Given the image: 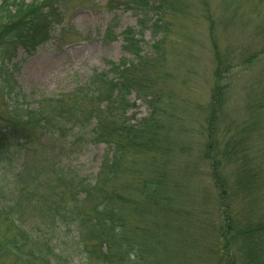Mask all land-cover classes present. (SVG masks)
<instances>
[{"label": "trees", "instance_id": "trees-1", "mask_svg": "<svg viewBox=\"0 0 264 264\" xmlns=\"http://www.w3.org/2000/svg\"><path fill=\"white\" fill-rule=\"evenodd\" d=\"M124 1L139 14V29L129 26L121 32L123 48L130 58L108 61L106 69L91 71L71 90L48 96L39 93L35 99L33 91L26 102L15 100L18 92L9 79V61L17 47L30 50L47 41L61 22L64 9L54 5L55 0H30L25 10L3 8L0 2V96L4 105L0 114V157H10L11 146L25 159L42 158V153L51 149L56 156L73 155L98 142H105L108 152L93 173L62 171L54 181L45 183L48 193L43 190L36 202L37 219H41L36 226L28 223L31 220L22 201L30 192L17 186L21 168L28 169L26 160L13 169L15 188L0 186V264H184L182 258L171 259L153 251L152 246L157 247L161 241L153 229L176 224L168 215L186 195L180 177L184 180V170L191 164L183 162L182 174L173 177L164 166H136L130 160L131 156L155 157L157 152L172 151L168 139L181 118L172 111L173 98L166 94L169 98L165 100L154 81L156 72L164 68L163 44L171 30L167 16L180 15L183 2ZM148 22L154 41L143 46L137 33ZM256 57L246 55L245 63ZM216 61L208 105L209 140L201 151L212 168L215 193H207V200L214 205L202 208V220L196 219L195 230L200 242H214L218 264H264V154H252L253 141L248 132L236 140L230 135L224 141L225 152L235 160L231 181L218 178L216 164L210 161L217 113L233 84L230 69L237 66L217 53ZM133 93L150 108L139 119L129 114L135 104ZM28 94L23 93L21 98ZM263 104L259 99L253 107ZM249 109L239 131L259 133L258 121L249 115L258 114ZM213 209L220 218L212 222L206 215ZM211 227L215 228L216 239L207 241L202 233Z\"/></svg>", "mask_w": 264, "mask_h": 264}, {"label": "rangeland", "instance_id": "rangeland-1", "mask_svg": "<svg viewBox=\"0 0 264 264\" xmlns=\"http://www.w3.org/2000/svg\"><path fill=\"white\" fill-rule=\"evenodd\" d=\"M1 1L3 8L20 7V10H25L28 9L25 4L30 0H21L20 5L19 0ZM181 1L180 15L167 16L171 30L163 44L164 68L156 72L154 81L165 100L173 98L172 111H176L174 114L181 118L168 139L172 141V151L166 154L157 152L155 157L131 156L130 160H134L136 166L138 163L164 166L173 177L182 174L183 162L191 164V168L184 170V180L180 177L185 184L186 195L168 215L176 224L163 229L154 227L161 241L152 249L160 256L182 258L184 264H218L216 250L212 247L214 242H200L195 230L196 219L202 220V215H199L202 208L206 204L214 205V202L207 200L208 194L215 193L211 180L212 168L201 154L209 140L208 105L215 83L213 70L217 62L216 53L227 56L233 64H237L230 69L233 84L225 94L222 109L217 113L214 148L209 151L212 154L210 161L212 159L216 164L218 178L231 181L235 160L229 158L224 145L230 135L236 140L241 134L244 136L250 132L247 136L253 141L252 154H264V104L260 108L253 107L259 99L264 102V0ZM56 4L64 9V13L48 40L30 50L17 47L9 61V79L16 86L17 101L26 102L33 91L36 93L33 95L35 99L39 93L48 96L71 90L84 82L91 71L106 69L108 61H118L123 56L130 58L123 48L121 32L129 26L139 29V14L124 0H55ZM137 37L143 46L154 41L148 25L137 33ZM249 54L258 57L247 64L244 58ZM23 93L28 97L21 98ZM131 95L135 104L129 109V114L135 119L146 116L150 112L147 103L134 93ZM246 109L257 112L258 116L247 113L258 121L260 127L256 128L259 133L251 129L239 131L247 120ZM3 112L0 96V114ZM9 150L12 152L10 157H0V186L3 189L14 187L12 171L26 160L28 169L24 171L21 168V182L17 186L30 192L26 198L33 194L30 200L24 198L22 201L26 203L25 215L31 220L28 223L36 226L41 220L37 219L36 202L43 193L45 183L54 181L62 171L69 170L70 174H75V169L79 174L95 172L107 152V144L90 143L82 147L79 153L64 156L63 153L56 156L51 149L43 152L42 158L32 156L27 159L14 152V147L11 146ZM17 186V189L21 188ZM44 192L48 193L46 189ZM212 213L214 216L209 215ZM206 216L213 219L212 222L220 218L215 209ZM210 229L202 236L207 241H214L216 231L214 227Z\"/></svg>", "mask_w": 264, "mask_h": 264}]
</instances>
